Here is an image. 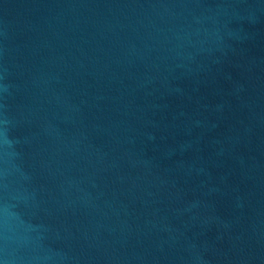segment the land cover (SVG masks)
Returning a JSON list of instances; mask_svg holds the SVG:
<instances>
[{
	"label": "water",
	"instance_id": "water-1",
	"mask_svg": "<svg viewBox=\"0 0 264 264\" xmlns=\"http://www.w3.org/2000/svg\"><path fill=\"white\" fill-rule=\"evenodd\" d=\"M0 264H264V0H0Z\"/></svg>",
	"mask_w": 264,
	"mask_h": 264
}]
</instances>
